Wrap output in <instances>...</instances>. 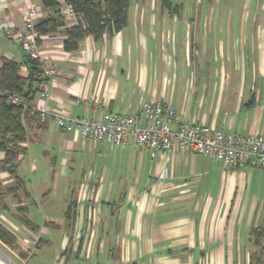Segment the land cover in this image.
<instances>
[{"label": "crops", "instance_id": "crops-1", "mask_svg": "<svg viewBox=\"0 0 264 264\" xmlns=\"http://www.w3.org/2000/svg\"><path fill=\"white\" fill-rule=\"evenodd\" d=\"M228 1L214 8L130 0L123 29L88 35L76 51L65 50L63 30L42 36V68L54 70L51 115L22 143L18 173L26 191L3 200L9 209L0 211V225L16 246L0 237V264L249 263L257 249L252 230L264 228V216L245 202V181L264 169L180 150L166 160L147 147L64 131L52 116L132 115L160 99L187 121L264 134V0ZM30 6L42 10L38 20L48 14L41 0H0V64L23 62L25 52L4 29L23 30ZM42 103L37 94L32 105ZM0 179L4 188L14 182L8 171ZM20 206L36 228L19 219Z\"/></svg>", "mask_w": 264, "mask_h": 264}, {"label": "built area", "instance_id": "built-area-1", "mask_svg": "<svg viewBox=\"0 0 264 264\" xmlns=\"http://www.w3.org/2000/svg\"><path fill=\"white\" fill-rule=\"evenodd\" d=\"M63 17L78 16L74 7L62 2L58 8ZM42 10L30 6L23 30L13 25L7 26L6 36L14 40L32 58L40 59L39 39L42 38L36 29V22ZM44 69L43 76L49 78L39 93L42 105L33 110L40 113L46 121L51 112L46 102L52 95L50 77L53 69ZM9 99L22 104V98L11 95ZM77 103L80 100L76 101ZM59 128L67 132H78L85 138L106 142L113 146L137 145L147 147L152 152H161L169 159L175 150L198 153L225 166L233 168L253 167L264 169V134H242L221 130L206 123L187 121L182 118L173 102L164 100L144 101L141 109L132 115L122 113H105L101 117H71L62 112L52 113ZM164 169L161 176L166 175Z\"/></svg>", "mask_w": 264, "mask_h": 264}, {"label": "trees", "instance_id": "trees-1", "mask_svg": "<svg viewBox=\"0 0 264 264\" xmlns=\"http://www.w3.org/2000/svg\"><path fill=\"white\" fill-rule=\"evenodd\" d=\"M41 2L48 14L37 20V31L40 36H45L63 30L66 36L64 48L67 51L78 50L81 40L88 35L100 39L106 31H119L128 22L130 0H41ZM62 2H68L74 7L78 16L76 25L70 27L66 25L65 17L58 11ZM162 5L175 7L172 0H162ZM40 41L41 39L39 44ZM22 65L27 67V75H23ZM43 73L42 61L32 58L27 52L24 54L23 62L3 58L0 64V173L8 171L14 180L12 186L4 188L0 179V211L9 209L3 201L7 193L19 198L18 192L26 191L25 181L18 173V161L25 151L22 143L27 141L30 129L44 122L40 118V113L33 110L32 105L35 96L43 90L44 82L49 80ZM11 95L20 96L23 103L12 102L9 99ZM74 211V202H71L66 211L68 220L73 217ZM26 212L27 207L20 206L19 219L32 226ZM252 235L257 249L250 254L248 264H264V228H253ZM0 237L16 246L15 237L1 225Z\"/></svg>", "mask_w": 264, "mask_h": 264}, {"label": "rangeland", "instance_id": "rangeland-1", "mask_svg": "<svg viewBox=\"0 0 264 264\" xmlns=\"http://www.w3.org/2000/svg\"><path fill=\"white\" fill-rule=\"evenodd\" d=\"M175 7H209L214 8L226 7L229 3L227 0H173ZM241 0H238V2ZM255 3V0H254ZM133 4V3H132ZM180 4V5H178ZM160 5V4H158ZM262 172V173H260ZM252 175L250 174L246 179V186L244 189L245 202L254 206V210L258 209V217L264 216V172L260 169H252ZM36 176H28V179H34ZM52 202L59 201V197H53ZM264 242V240H263Z\"/></svg>", "mask_w": 264, "mask_h": 264}]
</instances>
